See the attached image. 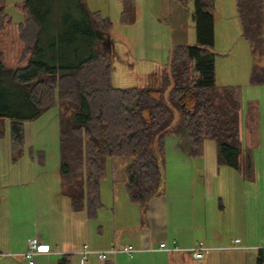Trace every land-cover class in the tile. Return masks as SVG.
<instances>
[{"label":"trees","instance_id":"trees-1","mask_svg":"<svg viewBox=\"0 0 264 264\" xmlns=\"http://www.w3.org/2000/svg\"><path fill=\"white\" fill-rule=\"evenodd\" d=\"M8 2L0 0V30L13 22ZM68 2L75 16L64 35L69 30L76 39V64L61 60L55 42L50 58L42 47L51 34L48 26L56 31L57 11ZM235 2L241 36L255 57L250 81L264 85V0ZM15 5L23 13L17 25L23 43L19 63H28L7 68L0 51V139L6 136L8 121L13 155L21 157L26 123L59 106L61 190L71 198L75 210L86 208L90 217L96 215L101 181L110 159L118 158L126 161L129 199L144 209L163 193L166 140L171 134L186 140L192 158L204 154L207 140L215 141L219 165L244 169L246 147L240 128L243 86L216 82V0H195L197 44H174L166 67L150 72L145 85L127 88L111 84L113 56L106 43L112 22L101 11L91 10L87 0H23ZM121 7L122 22L132 23L134 0H121ZM37 153L44 162V152ZM246 164L251 165L250 161ZM67 261L63 258L61 264ZM256 264H264L261 249Z\"/></svg>","mask_w":264,"mask_h":264},{"label":"crops","instance_id":"crops-1","mask_svg":"<svg viewBox=\"0 0 264 264\" xmlns=\"http://www.w3.org/2000/svg\"><path fill=\"white\" fill-rule=\"evenodd\" d=\"M144 8L142 18L158 19L150 4L148 8ZM218 10L220 6L216 8L217 12ZM169 42L167 50L170 52L172 46L177 43ZM252 64L249 65L248 83ZM250 84L253 85L251 81ZM27 128L32 130L33 126L25 127V152L19 158H15L12 152L9 126H6V136L0 139V250L24 252L28 239L37 236L50 246L51 252L36 255L35 264H61L63 258L68 260L67 264H212L218 260L223 262L226 257L237 254L248 256L247 264H255L257 249L256 252L253 250L258 244V224L252 215L250 203L244 205L241 211V189L236 191L228 186L227 194L222 191L223 187L214 191L208 186L204 171L199 172L197 176L191 173L188 184L176 183L177 188L173 189L171 196L166 192L158 194L143 209L140 204L129 199L124 179L121 180L122 187L117 186L116 176L121 163L117 168L113 163L112 185L104 189L100 186L101 204L96 215L90 217L86 208L75 210L71 198L62 192L59 170L55 177L44 176L39 180L36 176L35 158L37 157L40 167H45L46 161L44 157V162H41V153L35 154L32 151L30 142L28 143ZM186 147V140L173 134L166 140L165 154L169 153V160L174 166L177 164V158L179 163L181 161L184 163L185 176L195 159L188 154ZM44 173L47 174L41 170L39 176ZM237 173L239 178L232 177L240 181L243 175L241 172ZM241 182L247 184L245 181ZM220 183L223 186V183ZM252 185L253 183L249 182L245 189L249 202L252 195L256 194ZM212 202H216L215 207H212ZM228 206L233 212L230 216H227ZM133 211L144 220L138 229H128L129 225L125 223L128 217L133 215ZM241 215L243 221L240 224ZM233 221L239 222L240 232L234 234L230 232L234 230L229 226ZM227 226L229 230L224 229ZM228 232L232 244L222 242L227 238ZM236 239L240 241L236 242ZM161 242L178 245L183 250L174 252L156 250ZM198 242H203L207 247L202 259H197L190 250ZM84 243L93 250L133 245L142 251L132 255L117 253L106 260H100L96 254H92L88 262L84 263L77 252ZM150 248L155 250H148ZM0 264L28 262L22 255H16L1 257Z\"/></svg>","mask_w":264,"mask_h":264},{"label":"rangeland","instance_id":"rangeland-1","mask_svg":"<svg viewBox=\"0 0 264 264\" xmlns=\"http://www.w3.org/2000/svg\"><path fill=\"white\" fill-rule=\"evenodd\" d=\"M8 1V12L13 22L0 30V51L3 53L5 66L16 68L28 63V60L19 63L23 43L18 37L17 25L23 20V13L20 7H16L15 3H22L23 0ZM87 3L91 10H100L112 22L110 36L113 45L111 48L110 44L106 43V47H108V52L111 49L113 56L111 84L115 88L143 86L147 83L150 72L166 67L171 52V50L170 52L167 50V46L170 44L169 41L191 45L198 43L196 23L193 20V12L196 7L195 0H188L186 5H182L177 0H135L134 19L129 24H124L121 20L122 7L120 0H87ZM149 4L159 20L142 18L144 7L148 8ZM65 5H68V7L66 8ZM69 5V2L65 3L62 10L57 11L56 31L53 30L52 26H48L51 34H48L49 37L43 40L42 47L45 49L46 56L50 58L55 48L53 46L55 42L61 60L65 63L76 64L78 62V56L75 55L76 39L69 33V30L68 35H64V29L67 27L68 22L74 19L75 16L72 6L70 5L69 8ZM218 6H220V10L216 11L214 15L213 46L218 53L216 58V82L219 85H242L244 101L247 102V104L244 102V115L241 118L240 126L241 136L246 147L245 167L242 171H238L242 173L243 177L240 181L236 180L232 177L239 176L235 169L217 163V144L215 141L207 140L204 145V155L194 159L193 165L192 167L189 166L190 171L186 176L183 175L185 171L184 163L182 161L179 163L177 158V164L174 166L169 160V153L165 154L163 192L169 193V196H171L173 189L177 188L176 183L179 185L182 183L188 184L190 174L193 173L194 176H197L201 171L206 173V182L214 191L223 187L222 191L227 194L228 186L233 187L236 191L241 189V211L244 205L250 203L252 215L258 224V244L254 246L255 250H253V252H256L257 248L264 247V85L258 87L257 85H251L250 81L248 83L249 65L252 64L255 57L251 45L241 36V26L237 18L235 0H218L216 1V8ZM54 32H56V37L52 40L51 35H54ZM66 111H69L67 107ZM59 113L60 107L55 106L45 111L37 119L26 123V126H33L32 130L28 129L29 127L27 128L29 132V134L27 132L28 143L30 142L32 151L35 154L43 151L45 155V167H40L37 157L35 158L34 172L39 180L44 176L55 177V173L59 170ZM1 123L0 121V125H2ZM6 126H9L8 121ZM169 149L170 147H168L167 152H169ZM247 161L251 163L249 167L246 164ZM113 163H115V168L120 163L122 166L117 171V186L121 188V180H127L124 172L126 161L119 158L116 160L110 159L107 175L101 181L102 189L109 188L112 185L114 179ZM41 170L47 174L44 173L39 176ZM241 180L247 184L241 182ZM232 181L234 182L232 183ZM220 182L223 183V186ZM249 182L253 183L252 187L255 188L256 192L255 195H252L250 202L248 201V192L245 190ZM216 202L218 206V200ZM216 202L211 203L212 207H215ZM231 209L230 206L227 207L229 212L227 216L233 213L230 211ZM142 221L144 222L133 211V215L128 217L125 223H128V229H138L143 225ZM242 221L243 216L241 215L240 224ZM222 222H224V219H222ZM93 223L95 224L96 221ZM229 226L234 229L230 231L232 234L240 232L239 222L233 221ZM229 226L224 229L229 230ZM228 236L229 232L226 234L227 238L222 242L232 244ZM248 261V256L237 254L226 257L223 262L218 260L212 264H247Z\"/></svg>","mask_w":264,"mask_h":264},{"label":"built area","instance_id":"built-area-1","mask_svg":"<svg viewBox=\"0 0 264 264\" xmlns=\"http://www.w3.org/2000/svg\"><path fill=\"white\" fill-rule=\"evenodd\" d=\"M236 242H239L240 239H236ZM207 249L205 244L203 242H198L193 247L190 248V250L193 252V255L197 259H202L204 257V251ZM257 249H261L264 251V247H259ZM148 250H155V249H148ZM156 250L160 251H166V252H174L183 250L178 245H170L166 242H161L159 247L156 248ZM142 251V249H138L133 245H124V246H111L107 249L103 250H93L90 248V246L87 243H84L81 248L77 250L79 255L82 258V261L84 263L88 262L90 259V256L92 254H96L100 260H106L109 256L115 255L117 253H124L127 255H132L136 252ZM51 248L48 244L42 242L39 237L33 236L28 239V245L27 249L24 252L21 253H13V252H7L0 250V257L3 256H16V255H22L26 258L28 264H35V256L42 253H50Z\"/></svg>","mask_w":264,"mask_h":264},{"label":"water","instance_id":"water-1","mask_svg":"<svg viewBox=\"0 0 264 264\" xmlns=\"http://www.w3.org/2000/svg\"><path fill=\"white\" fill-rule=\"evenodd\" d=\"M107 42L110 44V47L112 48V44H111L112 40H111V36H110V35L108 36ZM110 50H111V49H110ZM109 52H110V51H109Z\"/></svg>","mask_w":264,"mask_h":264},{"label":"flooded vegetation","instance_id":"flooded-vegetation-1","mask_svg":"<svg viewBox=\"0 0 264 264\" xmlns=\"http://www.w3.org/2000/svg\"><path fill=\"white\" fill-rule=\"evenodd\" d=\"M107 44H109V43L107 42Z\"/></svg>","mask_w":264,"mask_h":264}]
</instances>
